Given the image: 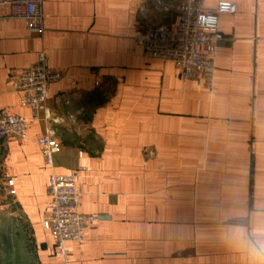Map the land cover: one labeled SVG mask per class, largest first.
<instances>
[{
    "label": "crops",
    "instance_id": "0c3cea01",
    "mask_svg": "<svg viewBox=\"0 0 264 264\" xmlns=\"http://www.w3.org/2000/svg\"><path fill=\"white\" fill-rule=\"evenodd\" d=\"M227 1L210 90L134 39L174 29L182 0H44L41 37L0 3V108L31 117L13 82L43 50L62 119L0 137V264H261L241 240L264 230V0ZM49 128L51 166L36 142ZM82 166L79 210L98 219L62 254L48 181Z\"/></svg>",
    "mask_w": 264,
    "mask_h": 264
},
{
    "label": "built area",
    "instance_id": "2783aa9c",
    "mask_svg": "<svg viewBox=\"0 0 264 264\" xmlns=\"http://www.w3.org/2000/svg\"><path fill=\"white\" fill-rule=\"evenodd\" d=\"M0 3L10 5L11 17L23 19L31 34L43 35L44 0H0ZM236 11L237 5L227 0H217L215 6L208 5L207 0H182L174 29L156 25L137 33L134 39L143 46L147 57L172 62L183 80L193 79L210 90L217 68V43L222 37L220 16ZM60 79L61 74L49 67L45 52L40 51L37 61L24 68L13 82L16 91L22 95V105L30 108L32 115L27 118L0 108V137L24 140L29 138L31 122L60 123L62 119L47 106L50 85ZM36 142L46 164L51 166L54 155L61 149L56 129H47ZM85 171L86 167L82 166L68 174H52L48 181L50 202L44 227L50 231L62 254L66 253L68 242L81 243L89 225L98 219L97 215L83 214L79 210L85 193L80 180ZM8 183L12 185L13 181Z\"/></svg>",
    "mask_w": 264,
    "mask_h": 264
},
{
    "label": "clouds",
    "instance_id": "9594fccd",
    "mask_svg": "<svg viewBox=\"0 0 264 264\" xmlns=\"http://www.w3.org/2000/svg\"><path fill=\"white\" fill-rule=\"evenodd\" d=\"M261 239L254 243L251 240H241L242 243L246 244L249 248L250 253L259 257L261 264H264V230H259Z\"/></svg>",
    "mask_w": 264,
    "mask_h": 264
},
{
    "label": "rangeland",
    "instance_id": "374dc122",
    "mask_svg": "<svg viewBox=\"0 0 264 264\" xmlns=\"http://www.w3.org/2000/svg\"><path fill=\"white\" fill-rule=\"evenodd\" d=\"M3 183H2V178L0 177V199L2 198L3 196Z\"/></svg>",
    "mask_w": 264,
    "mask_h": 264
}]
</instances>
